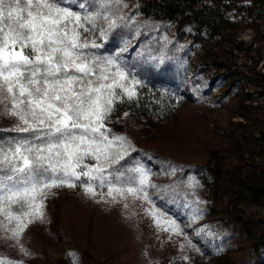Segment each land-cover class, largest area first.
Masks as SVG:
<instances>
[{
    "label": "rangeland",
    "instance_id": "374dc122",
    "mask_svg": "<svg viewBox=\"0 0 264 264\" xmlns=\"http://www.w3.org/2000/svg\"><path fill=\"white\" fill-rule=\"evenodd\" d=\"M147 1L166 0H120L107 35L85 38L100 45L91 49L95 55L112 57L140 82L135 96L114 101L105 120L106 134L125 137L128 153L105 176L116 187H139L135 169H145L148 200L140 192L110 194L107 180L101 186L99 179L73 178L75 187L48 192L43 219H33L19 244L0 214L2 264H264V196L227 181L228 172L264 171V160H249L264 132V89L257 85L264 77V23L232 10L228 28L208 35L165 14L148 15ZM72 3L96 10V0ZM19 123L0 104V145L32 138L14 130ZM83 163L96 161L89 156Z\"/></svg>",
    "mask_w": 264,
    "mask_h": 264
},
{
    "label": "snow or ice",
    "instance_id": "6c2138e0",
    "mask_svg": "<svg viewBox=\"0 0 264 264\" xmlns=\"http://www.w3.org/2000/svg\"><path fill=\"white\" fill-rule=\"evenodd\" d=\"M119 3L96 0V10L89 12L72 0H0V104L19 120L14 130L32 137L0 145V214L7 221L5 231L18 244L33 219H43L48 192L75 187L73 178L99 179L101 186L107 180L110 194L140 192L148 200L145 169H135L139 187H116L105 176L106 168L128 154L126 138L110 139L105 120L114 101L124 94L135 96L140 82L112 57L95 55L91 49L100 45L85 33L98 31L105 37L116 24L110 10ZM89 156L95 164L83 163ZM84 187L95 193L91 184ZM165 223L180 231L175 221Z\"/></svg>",
    "mask_w": 264,
    "mask_h": 264
},
{
    "label": "trees",
    "instance_id": "16d2710c",
    "mask_svg": "<svg viewBox=\"0 0 264 264\" xmlns=\"http://www.w3.org/2000/svg\"><path fill=\"white\" fill-rule=\"evenodd\" d=\"M162 3L157 6L147 1L144 10L148 15L163 17L165 14L166 17L181 21L185 25L192 24L208 35L221 34L228 28V14L232 10L246 12L250 16L255 15L264 23V0H166ZM260 26L261 30H264V24ZM257 85L261 90L264 89V77ZM244 117L247 122L252 123V116L244 114ZM251 149L249 160L256 156L264 160V132H261L260 137L254 142V148ZM228 173L227 181L230 184L237 186L249 196L256 198L264 196V171L249 175H244L243 171H240L239 177Z\"/></svg>",
    "mask_w": 264,
    "mask_h": 264
}]
</instances>
